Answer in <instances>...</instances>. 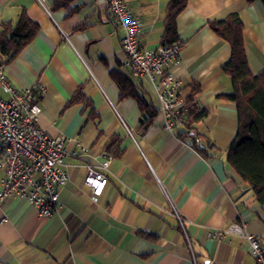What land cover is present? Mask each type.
I'll list each match as a JSON object with an SVG mask.
<instances>
[{
	"label": "crops",
	"instance_id": "0c3cea01",
	"mask_svg": "<svg viewBox=\"0 0 264 264\" xmlns=\"http://www.w3.org/2000/svg\"><path fill=\"white\" fill-rule=\"evenodd\" d=\"M54 1L0 0V22L14 20L24 8L39 24L4 70L15 88L35 82L45 87L37 125L66 138L67 174L50 216L20 196L0 201V264H255L246 239L228 228L236 222L247 233L264 235V203L226 159L237 113L234 101L217 96L232 89L220 68L230 46L208 20L238 12L248 65L258 74L264 70L260 0H188L176 18L182 44L170 69L182 80L185 98L190 84L199 83L195 98L207 113L195 126L214 146L209 157L166 130L159 111L142 129L136 100L119 96L111 70L141 80L155 104L150 83L132 74L122 29L105 0H73L69 15ZM127 1L140 22V47L159 51L170 0ZM81 84L93 113L90 106L68 103ZM112 135L120 139L119 156L105 150ZM104 153L112 156L106 167ZM89 165L107 178L96 196L83 182ZM2 175L0 169V186Z\"/></svg>",
	"mask_w": 264,
	"mask_h": 264
},
{
	"label": "built area",
	"instance_id": "2783aa9c",
	"mask_svg": "<svg viewBox=\"0 0 264 264\" xmlns=\"http://www.w3.org/2000/svg\"><path fill=\"white\" fill-rule=\"evenodd\" d=\"M114 21L122 29L121 46L127 55L132 74L146 79L153 90L155 107L162 115V126L169 132L184 127L188 107L182 93V80L170 69L177 60L180 41L166 44L159 51L141 48L138 42L139 19L132 13L127 0H105ZM4 64H0V169L3 172L0 201L9 196H20L32 204L40 215L50 216L58 207L59 187L67 181L63 168L66 155L62 134L49 135L37 125L41 112L38 95L45 87L40 82L15 88L9 82ZM181 129V130H182ZM192 128L186 129L189 144L199 141ZM103 166L112 156L104 153ZM107 178L90 165L83 182L93 195L101 194ZM229 232L243 236L255 264H264V235L245 231L243 224L232 223ZM216 233L215 235H217Z\"/></svg>",
	"mask_w": 264,
	"mask_h": 264
},
{
	"label": "trees",
	"instance_id": "16d2710c",
	"mask_svg": "<svg viewBox=\"0 0 264 264\" xmlns=\"http://www.w3.org/2000/svg\"><path fill=\"white\" fill-rule=\"evenodd\" d=\"M255 0H244L251 3ZM73 0H55L53 7L66 8V15L75 10ZM264 9V0H260ZM188 0H170L165 8L164 29L161 35V45L180 41L176 30V18L184 10ZM209 27L230 46L228 58L220 68L229 75L232 89L229 92H220L218 98L234 101L236 106L238 127L236 136L226 150L228 163L241 176L253 190L255 199L264 203V70L258 74L250 71L244 46V25L236 10L229 11L223 17L208 20ZM39 29V24L32 20L21 8L14 20L0 22V64L9 63L20 50L34 37ZM182 44V42H180ZM112 79L119 89V96H130L137 102L141 113L139 125L146 129L153 121L157 108L150 97L149 90L141 80H133L117 70H111ZM191 89L186 95L185 103L188 114L184 127L178 133L184 137L187 128L194 130V137L199 136V141L192 138L191 147L202 157H209L208 151L214 146L207 136L198 130L195 123L200 121L207 113L205 108L199 107L195 98L200 86L192 82ZM41 95L37 96L40 99ZM82 103L90 106L92 102L79 85L70 100L71 103ZM93 113V112H92ZM120 139L117 135L110 136L105 143V150L112 156H119ZM144 236L148 234L142 232Z\"/></svg>",
	"mask_w": 264,
	"mask_h": 264
}]
</instances>
